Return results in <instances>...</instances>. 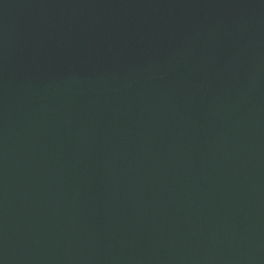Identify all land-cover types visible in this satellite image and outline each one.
<instances>
[{"label":"water","instance_id":"95a60500","mask_svg":"<svg viewBox=\"0 0 264 264\" xmlns=\"http://www.w3.org/2000/svg\"><path fill=\"white\" fill-rule=\"evenodd\" d=\"M0 264H264V0H0Z\"/></svg>","mask_w":264,"mask_h":264}]
</instances>
